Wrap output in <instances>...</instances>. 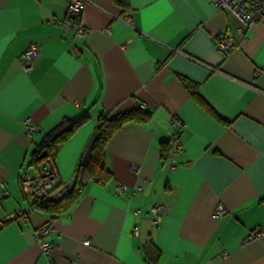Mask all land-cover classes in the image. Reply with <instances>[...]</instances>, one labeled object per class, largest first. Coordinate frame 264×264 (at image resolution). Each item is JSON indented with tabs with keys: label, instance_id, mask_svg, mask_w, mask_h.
<instances>
[{
	"label": "crops",
	"instance_id": "0c3cea01",
	"mask_svg": "<svg viewBox=\"0 0 264 264\" xmlns=\"http://www.w3.org/2000/svg\"><path fill=\"white\" fill-rule=\"evenodd\" d=\"M85 1L67 30L69 0H0V264H264V23L238 33L210 0ZM138 108L152 117L109 142L108 184L90 182L58 217L33 206L22 179L46 167L33 155L50 132L88 116L52 161L59 200L99 117ZM176 135L182 150L164 160ZM50 224L46 255L36 231Z\"/></svg>",
	"mask_w": 264,
	"mask_h": 264
},
{
	"label": "trees",
	"instance_id": "16d2710c",
	"mask_svg": "<svg viewBox=\"0 0 264 264\" xmlns=\"http://www.w3.org/2000/svg\"><path fill=\"white\" fill-rule=\"evenodd\" d=\"M188 89L197 100H200L201 96L195 86L188 83ZM151 117V113L141 108L113 116L101 115L97 131L81 160L69 192L59 200L50 198L37 199L33 206L54 217H58L72 208L90 182L108 184L113 178V174L107 166V147L109 142L126 126L147 123ZM87 118L88 116L77 121L65 120L55 130L50 132L34 152L33 164L37 167L41 164L46 166L49 159L53 161L58 148L70 139L75 130ZM171 143L172 140L162 143V156L164 160L170 159L173 155ZM43 153H47L45 158L42 157Z\"/></svg>",
	"mask_w": 264,
	"mask_h": 264
},
{
	"label": "built area",
	"instance_id": "2783aa9c",
	"mask_svg": "<svg viewBox=\"0 0 264 264\" xmlns=\"http://www.w3.org/2000/svg\"><path fill=\"white\" fill-rule=\"evenodd\" d=\"M214 5H216L220 10L234 16L238 22L240 23V27L237 29L238 33H242L243 31L252 28L258 23H264V0H210ZM86 6L85 0H69V8H68V16L69 20L63 22L64 27L67 30H73L74 23H77V20L82 16L83 10ZM77 33L82 35L84 33V29L82 26L78 25ZM232 38L229 36H225L220 39L219 46L223 56L228 54V51L233 48ZM40 55L39 49L32 45L28 48V50L22 55V61H24L27 68H30L32 62L37 59ZM182 120L174 117L171 120V124L174 127L181 126ZM29 134H34L37 131V127L29 124L28 125ZM182 150V145L178 141V135L175 136L172 141V151L173 154L179 153ZM177 166L175 163L172 164L171 169L175 170ZM59 171L58 168L54 166L52 160L49 159L46 167L40 169L38 176L30 177L27 176L22 179V187L23 192L32 194L38 200L40 199H49L53 195V190L55 183L59 180ZM70 184L63 183L61 184V188L59 191V196H65L70 189ZM119 192L124 193L125 189L123 186L119 187ZM140 192L141 189H139ZM164 206L157 205L153 208L152 213L155 216L154 224L159 225L160 221L164 215ZM226 213V209L223 205L218 207V216L222 217ZM22 214V213H20ZM20 214L16 215L17 217ZM2 222L0 221V226H2ZM53 233V225H47L39 228L36 231V237L39 239L41 243V247L43 253L48 255L53 248L51 242H49L46 238ZM137 234V232H136ZM261 235L257 232L250 234L247 237V242H254ZM69 264H76V261H71Z\"/></svg>",
	"mask_w": 264,
	"mask_h": 264
},
{
	"label": "water",
	"instance_id": "95a60500",
	"mask_svg": "<svg viewBox=\"0 0 264 264\" xmlns=\"http://www.w3.org/2000/svg\"><path fill=\"white\" fill-rule=\"evenodd\" d=\"M46 154H47V153H44V154H43V157H45V156H46Z\"/></svg>",
	"mask_w": 264,
	"mask_h": 264
}]
</instances>
